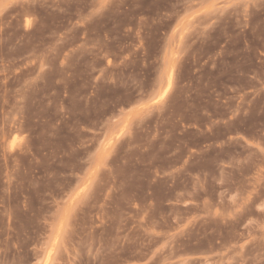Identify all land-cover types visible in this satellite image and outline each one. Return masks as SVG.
I'll use <instances>...</instances> for the list:
<instances>
[{
    "label": "rangeland",
    "instance_id": "374dc122",
    "mask_svg": "<svg viewBox=\"0 0 264 264\" xmlns=\"http://www.w3.org/2000/svg\"><path fill=\"white\" fill-rule=\"evenodd\" d=\"M0 264H264V0H0Z\"/></svg>",
    "mask_w": 264,
    "mask_h": 264
}]
</instances>
